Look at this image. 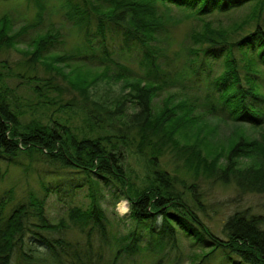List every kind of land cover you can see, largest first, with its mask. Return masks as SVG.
<instances>
[{"label":"trees","instance_id":"obj_1","mask_svg":"<svg viewBox=\"0 0 264 264\" xmlns=\"http://www.w3.org/2000/svg\"><path fill=\"white\" fill-rule=\"evenodd\" d=\"M34 1L39 12L32 25L12 33V16L4 13L0 17V53L4 48L12 49L19 37L44 21L46 1ZM59 9L86 42L75 53L54 57L44 53L61 36L56 28L30 42L33 51L26 65H33L35 73L19 72L17 76L34 84L40 108H46V113L42 119L33 117L23 122L24 112L0 86V162L14 164L25 155L61 171L80 172L92 193L101 185L115 184L130 201L135 227L109 237V221L97 202L84 210L63 201L67 217L55 223L46 213L44 199L29 193L26 202L12 207L14 192L4 191L0 195V264H127L138 257L160 264L159 254L167 247H176L178 234L190 241V248L203 251L199 260L189 264H264V215L236 212L218 234L203 220L206 205L193 193L196 186L187 185L175 172L158 169V158L168 140L179 156L187 153V148H180L168 134L171 126L190 131L188 141L195 140L191 134L200 139L201 133L217 132L220 124L234 126V133L241 129L245 133L230 149L233 166H218L216 157L209 162L198 155L185 157V166L194 171L197 168L195 176H214L241 190L264 193V0H63L61 5L59 0ZM173 11H180L184 17H175ZM240 11H244L242 16ZM225 18L232 19L224 22ZM184 20H195L197 25L185 35L177 51L172 29ZM110 35L123 42L120 50L136 53L143 75L135 77L126 64L113 59L115 54L107 45ZM91 36L100 38L99 46L89 45ZM70 58L102 69L103 74L87 82L78 72L66 76L54 69ZM40 65L48 70L45 78L36 72ZM215 66H221L222 71L213 76ZM116 69L117 75L110 74ZM54 70L85 101L90 98L89 88L102 79L123 80L135 88L129 95L132 101L125 98V102H131L136 110L123 122L125 103L115 107L120 115V127L115 130L110 125L98 126L96 121L99 112L108 114L114 108L94 103L98 112H85L83 121L88 122V130L80 131L62 114L73 104L64 102ZM193 81L205 82L206 93H199L203 86L196 90L199 96L171 94L163 100L162 110L153 113L152 102L161 91L187 88ZM130 129L138 132L140 140L129 146L137 143L135 147L144 154V148H149L154 165L151 184L135 194L129 186V170L120 157L134 139L126 140ZM111 130L117 135L112 136ZM233 136L226 138L229 146ZM244 155L259 161L242 168L237 159ZM95 195L91 194L92 201ZM67 229L72 233H65Z\"/></svg>","mask_w":264,"mask_h":264},{"label":"rangeland","instance_id":"obj_2","mask_svg":"<svg viewBox=\"0 0 264 264\" xmlns=\"http://www.w3.org/2000/svg\"><path fill=\"white\" fill-rule=\"evenodd\" d=\"M46 8L43 11L44 21L35 27L29 29V31L19 37L16 41L17 44L11 49L4 48L0 53V86L4 87L10 99L17 104L24 112L22 117L23 122H29L33 117L35 119H42L46 108L41 109V102H38V98L33 89V83L29 84L27 81L20 79L17 73L22 72L26 75H33L35 68L33 65L28 67L26 64L30 61L29 55L32 53L30 42H32L38 35L44 34L56 28L61 33V36L52 44L44 53V56H64L75 53L76 49L82 47L86 39L84 35L72 27V22L67 18L63 10L59 9V0H45ZM63 0H60V5ZM39 12V4L34 0H0V17L4 13H9L14 22V31L24 25H32L35 23L37 14ZM244 11H240L239 14L242 16ZM175 17L182 18L184 14L180 11H173ZM236 17V15L234 16ZM233 17V18H234ZM238 17V16H237ZM232 19V18H231ZM231 19L225 18L224 22H228ZM197 25L195 20H184L180 25L174 26L172 31L175 32V50H180L183 45L185 35L189 34L193 26ZM20 29V28H19ZM93 41L89 45L99 46V37L91 36ZM107 45L110 50L115 54L114 58L126 64L132 71L133 75H143V70L138 64V57L132 50H120L121 40H116L114 35L107 37ZM122 42V43H121ZM187 43V42H185ZM131 47V44H130ZM134 48V46H133ZM184 56H181L182 58ZM65 59L63 63H57L54 69L58 70L61 74L66 76L73 75L78 72L83 75L87 82H91L99 74H103L102 69H92L79 62ZM91 59L89 60V63ZM109 63V61H106ZM218 64V63H217ZM49 67V63L47 65ZM96 66V64H95ZM114 68V66H112ZM219 71H218V70ZM56 70L55 73H56ZM116 70H111L110 74L116 73ZM222 71V67L215 66L213 69V76L219 74ZM36 72L40 77H47L48 70L40 65V68ZM15 74V75H14ZM57 75L56 84L63 88L64 102H70L73 105L69 109L62 111L65 117L71 120L74 128L82 130H88V122H84L86 111L98 112V108L94 103L104 105L105 108H114L122 105L124 115L123 122L127 120L128 114H131L136 110L131 102H125L133 98L129 97L130 93L134 92V86L124 82L123 80L117 79H102L97 84H94L89 88V100L85 101L82 95L78 91L70 89L67 83L63 82L62 76ZM193 84H189L187 88H165L161 91L158 98H154L152 102L153 113H157L162 110L163 100L174 94L178 97L185 95L199 96L196 90L205 87L203 81H193ZM194 84H196L194 86ZM185 86V85H184ZM194 86V88L192 87ZM206 87L199 93L205 94ZM52 95L53 91L50 92ZM84 100V103H83ZM86 102L88 109H86ZM120 103V104H118ZM112 109L108 114H102L99 112L96 121L98 126L113 127L115 130L120 127L117 123L120 119V115L117 109ZM53 110V109H52ZM113 112L114 114H112ZM111 116V120L106 116ZM207 116V115H206ZM100 117V118H99ZM211 119V118H209ZM129 121V120H128ZM46 122V121H45ZM47 123V122H46ZM212 126H215V122H211ZM123 127V126H122ZM124 129H129L124 126ZM186 128L178 126H171L168 134L173 137L172 139L180 143V148H187V153H182L179 156L172 150V142L168 140V146L165 149L163 155L158 158V169L163 171H172L177 173L180 180L186 181L187 185L194 184L196 187L192 188L194 194H198L200 199L203 201L205 206V215L203 220L218 234H221V229L226 220L236 212L249 211L253 214L264 215V193H251L238 188L235 184H225L217 177H204L195 176L197 168L192 169L189 165L185 166V157L188 159L198 155L199 157H205L209 162L215 157L214 163L218 166H233V160L229 158L230 149L233 145L242 137L245 133V129L238 130L234 133V126L220 124L217 132H210L208 135L201 133L203 137L200 139L195 138L191 134V138L195 140L188 141L187 136L190 131H185ZM115 130H111L112 136L117 135ZM130 135L126 139L127 141L133 137L134 139L129 141L126 147V152L122 154L121 163L125 164V168L130 174L129 186L131 193L135 194L148 187L153 176L154 165L151 159L152 152L149 148H144V153L140 152L135 146L140 140L138 132L130 129ZM164 132V131H163ZM161 132V136L163 135ZM191 132H194L191 130ZM234 133V134H232ZM232 143L226 142V138H232ZM134 140L137 141L135 146H129ZM205 144V145H204ZM193 145V146H192ZM194 147L193 149H191ZM191 149V150H190ZM197 161V160H196ZM258 158L255 156H241L237 159V163L240 167H246L252 164H257ZM236 163V166L238 167ZM198 165V164H196ZM56 169L55 166L46 165V163L39 162L30 159L28 156L21 155L17 162L14 164H7L6 162H0V195L4 191H13V199L10 206H15L18 203L26 202L28 194H35L36 197L45 200L46 213L52 221L55 223L59 222L60 219L67 217L66 205L63 201H67L71 206L83 208L87 210L92 202H97L100 208L103 210L105 216L109 221L108 235L124 234L130 229L135 227V222L130 218V201L126 199L121 189H117V186L113 185H101L99 190L96 188L92 193L90 190V184L87 181L86 176L80 172H67ZM175 173H173L175 175ZM215 173V172H214ZM216 174V173H215ZM179 187V185H178ZM49 189V191H48ZM117 191L120 192L116 197ZM91 194H96L95 199L92 201ZM9 206V207H10ZM71 226V223H69ZM65 233H72L70 229H67ZM177 238V237H176ZM188 240L182 235L178 234L176 247H167L165 252L159 254V259L162 261L160 264H189L200 259L203 255L201 249L195 250L190 248ZM189 261V262H188ZM127 264H151L147 258H136L134 263L127 262Z\"/></svg>","mask_w":264,"mask_h":264}]
</instances>
